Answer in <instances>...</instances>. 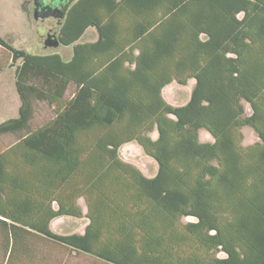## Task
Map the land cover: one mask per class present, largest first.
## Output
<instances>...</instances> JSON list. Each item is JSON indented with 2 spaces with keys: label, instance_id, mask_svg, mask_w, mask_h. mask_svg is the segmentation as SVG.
I'll use <instances>...</instances> for the list:
<instances>
[{
  "label": "trees",
  "instance_id": "1",
  "mask_svg": "<svg viewBox=\"0 0 264 264\" xmlns=\"http://www.w3.org/2000/svg\"><path fill=\"white\" fill-rule=\"evenodd\" d=\"M56 35L68 59L0 36L20 99L0 122L6 264L37 239L109 264H264V0H74ZM190 79L183 104L164 99ZM128 142L153 175L121 159ZM61 216L83 232L52 231Z\"/></svg>",
  "mask_w": 264,
  "mask_h": 264
},
{
  "label": "rangeland",
  "instance_id": "2",
  "mask_svg": "<svg viewBox=\"0 0 264 264\" xmlns=\"http://www.w3.org/2000/svg\"><path fill=\"white\" fill-rule=\"evenodd\" d=\"M59 21L53 16H47L43 20L35 19L33 16L32 0H0V36L16 47L30 53H48L56 51L64 59H68L72 52L71 46L59 45L58 47L44 46V40L48 34H57ZM95 31L88 28L81 41H92ZM193 80L190 79L186 85H179L175 81L167 84L162 89V96L172 105L183 104L189 97ZM20 99L16 91L14 80V66L8 65L6 52L0 47V122L15 117L18 113ZM246 112L250 108L246 105ZM50 115V109L43 103L35 104V113L32 125H38ZM244 145L254 142L257 137L249 127L241 129ZM153 138L156 132L150 134ZM201 141H212V137L205 131L199 133ZM14 136L8 135L0 138L1 144L10 143ZM122 160L135 165L143 174L153 175L157 170L155 161L146 155L135 142H128L119 148ZM83 210L84 204L80 201ZM188 218H184L187 220ZM87 218L61 216L50 222L52 231L58 234H69L83 232ZM0 264H6V252L2 249L0 237ZM13 264H109L85 253H76L68 248L51 243L45 239H37L34 243V255L32 259H23Z\"/></svg>",
  "mask_w": 264,
  "mask_h": 264
},
{
  "label": "water",
  "instance_id": "3",
  "mask_svg": "<svg viewBox=\"0 0 264 264\" xmlns=\"http://www.w3.org/2000/svg\"><path fill=\"white\" fill-rule=\"evenodd\" d=\"M70 1L72 0L56 3L54 0H33V16L35 19L41 20L50 15L62 17ZM59 45L60 42L55 33L48 34L47 38L44 40V46L46 47H58Z\"/></svg>",
  "mask_w": 264,
  "mask_h": 264
},
{
  "label": "flooded vegetation",
  "instance_id": "4",
  "mask_svg": "<svg viewBox=\"0 0 264 264\" xmlns=\"http://www.w3.org/2000/svg\"><path fill=\"white\" fill-rule=\"evenodd\" d=\"M54 1H55L56 3H60V2H63V1H64V2H65V1L68 2L69 0H54ZM72 1H74V0H72ZM72 1H70V2L68 3V5H69ZM32 3H33V0H32ZM68 5H67V6H68ZM33 8H34V5H33ZM53 17H54V16H53ZM55 18L58 19V21H59L61 17H55ZM56 36H57V35H56Z\"/></svg>",
  "mask_w": 264,
  "mask_h": 264
},
{
  "label": "crops",
  "instance_id": "5",
  "mask_svg": "<svg viewBox=\"0 0 264 264\" xmlns=\"http://www.w3.org/2000/svg\"><path fill=\"white\" fill-rule=\"evenodd\" d=\"M188 220V219H187Z\"/></svg>",
  "mask_w": 264,
  "mask_h": 264
}]
</instances>
